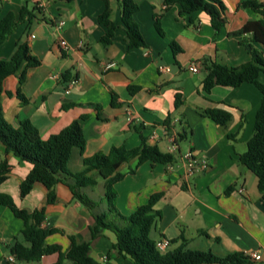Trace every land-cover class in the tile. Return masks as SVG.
Masks as SVG:
<instances>
[{"label": "crops", "instance_id": "crops-1", "mask_svg": "<svg viewBox=\"0 0 264 264\" xmlns=\"http://www.w3.org/2000/svg\"><path fill=\"white\" fill-rule=\"evenodd\" d=\"M135 1L139 10L134 17L146 47H128L119 0H109L111 19L118 25L109 45L101 41L107 28L98 21L106 7L104 0H0V21L10 12L19 17L24 5L37 7L35 17L21 22L0 45V59L10 58L18 42H25L41 62L28 69L23 83L19 81L21 70L5 79L1 96L5 117L14 125L31 120L43 138L79 119L86 147L82 155L76 151L70 160L73 171L83 168V157L99 151L107 153L113 146L135 148L143 137L169 152L173 138L185 128L187 136L177 144L176 163L152 165L147 161L133 173L130 169L137 165L136 158L120 166L125 176L115 184L116 209L129 215L152 194L164 192L156 204L161 215L151 236L157 243L168 240L166 250L180 246L181 239L172 241L184 236L187 249L211 250L219 256L252 249L259 252L258 259L244 264H264V200L258 177L239 160L254 132L262 93L247 82L238 87L216 85L209 94L202 85L204 59L229 66L251 59L249 46L240 42L243 35L237 32L261 15L243 6L245 0H222L225 10L215 6L225 24L216 33L210 15L203 10L182 14L178 3L165 8L163 0ZM157 17L166 36L155 28ZM172 39L183 49L177 55L171 47ZM257 46L264 55V47ZM67 71L76 79L72 86L63 79ZM260 80L264 83V73ZM135 86L140 89H132ZM19 92L27 102H22ZM176 93H181L183 101L179 107L175 106ZM208 108L228 110L232 120L221 126L202 114ZM168 116L170 130L165 125ZM191 150L209 160L207 170L188 173L184 156ZM3 157L12 168L0 183V192L11 194L29 211L45 207L43 226L65 231L49 235L47 243L59 244L66 252L71 244L69 235L78 240L89 238L94 217L74 199L66 184L56 186L57 199L52 204L47 202V187L40 182L21 198L20 183L32 164L12 152L6 154L0 142ZM85 191L101 202L100 211L107 209L103 179ZM22 228V219L0 205V264H58V253L44 255L37 262L12 260L10 247L15 240H23ZM115 241V232L105 230L92 240L91 256L100 264H134L130 257L112 248Z\"/></svg>", "mask_w": 264, "mask_h": 264}, {"label": "trees", "instance_id": "trees-1", "mask_svg": "<svg viewBox=\"0 0 264 264\" xmlns=\"http://www.w3.org/2000/svg\"><path fill=\"white\" fill-rule=\"evenodd\" d=\"M104 1L106 7L98 15V21L107 28L101 41L109 45L116 35L118 25L111 19L112 10L109 0ZM119 1L122 20L126 26L128 47H146V40L134 17L139 10L138 3L135 0ZM163 2L165 8L178 3L182 14L198 10L207 12L216 33L225 24L215 6V3H218L225 10L226 6L222 0H163ZM241 4L261 15L257 20L247 21L237 32L243 35L240 42L249 46L251 59L239 66H229L211 58L204 59L202 66L205 75L202 85L206 94H209L216 85L238 87L246 82L254 84L261 91L262 102L256 114L254 132L248 140L247 150L240 154L239 160L258 177V189L261 199L264 200V83L260 80V74L264 73V55L257 46L261 44L264 47V3L259 0H245ZM36 8L30 9L24 5L19 17L10 12L1 19L0 45L21 22L26 19L32 20L35 17ZM155 28L161 36L167 35L159 17L155 20ZM171 47L174 55L183 50L175 39H172ZM40 63V60L31 54L29 45L25 42H18L10 58L0 59V142L6 154L12 152L20 160L32 164L26 178L20 183L21 198L32 190L35 183L40 182L47 187V202L52 204L57 199L56 186L63 183L71 189L74 199L90 210L94 221L89 225V238L78 240L75 235H69L71 244L68 251L64 252L61 245L49 244L46 241L49 235L64 234L65 231L54 226H43L46 220L45 207L29 211L20 207L11 194L0 192V205L9 207L15 216L23 221L21 230L23 240H15L10 247V252L15 259L37 262L44 255L58 253V264H63L64 261H68L69 264H100L90 254L91 243L105 230L111 229L116 234V241L112 248L119 254L130 257L134 264H244L252 261L244 252L219 256L211 250L187 249L188 239L184 236L172 241L177 242L181 239L180 246L172 250L161 251L157 247V242L152 238L151 231L161 215L156 209V204L162 199L164 192L152 194L147 203L140 205L129 215L118 212L116 209L118 191L115 184L125 176L124 172L119 171L120 166L133 158L137 159V165L130 169L132 173L138 165L147 161H150L152 165L157 163L171 165L178 160L177 152H164L157 145L149 144L143 137L138 147L113 146L107 153L99 151L92 156L83 157V168L73 171L69 168L70 160L76 151L82 155L86 147V138L79 119L48 138H43L38 128L29 119L21 120L19 125L8 121L1 100L5 79L21 70L19 81L23 83L26 80L28 69ZM72 77L69 71L63 74V79L67 82ZM132 89L139 90L140 86ZM9 94L12 93L9 92ZM18 95L22 102H27V98L21 92ZM182 103L181 93H176L175 106L179 107ZM202 114L221 126H227L232 120V113L222 108H208L203 110ZM165 125L170 130V116L165 120ZM136 128L139 129V127ZM186 136L187 131L184 128L178 136H175V143L178 144ZM11 168L12 165L7 157L0 158V183L9 177ZM99 178L104 180L107 201V209L102 211L99 210L101 202L85 191L86 187L96 186ZM230 190L231 188L228 192ZM113 217L117 218L119 223H116Z\"/></svg>", "mask_w": 264, "mask_h": 264}, {"label": "built area", "instance_id": "built-area-1", "mask_svg": "<svg viewBox=\"0 0 264 264\" xmlns=\"http://www.w3.org/2000/svg\"><path fill=\"white\" fill-rule=\"evenodd\" d=\"M61 24H63V22H61ZM65 44V43H63ZM76 83V79H71L69 81V85L72 86L73 84ZM67 92H69V89H67ZM172 144L169 148V152H177L178 150V146L175 143V138H173L172 140ZM184 159L187 163V167H188V173L190 175L196 173V172H201V171H205L210 167V162L207 158L205 157H199V155L195 152V151H190L188 152L185 156ZM170 244V242L166 239L161 240L157 243V247L161 250V251H166L168 245ZM246 255H248L252 260H256L259 257V252L256 250H247ZM11 259L14 260V256H11Z\"/></svg>", "mask_w": 264, "mask_h": 264}, {"label": "rangeland", "instance_id": "rangeland-1", "mask_svg": "<svg viewBox=\"0 0 264 264\" xmlns=\"http://www.w3.org/2000/svg\"><path fill=\"white\" fill-rule=\"evenodd\" d=\"M217 7H219V4L218 3H215Z\"/></svg>", "mask_w": 264, "mask_h": 264}]
</instances>
